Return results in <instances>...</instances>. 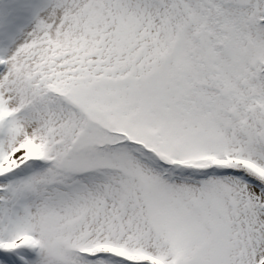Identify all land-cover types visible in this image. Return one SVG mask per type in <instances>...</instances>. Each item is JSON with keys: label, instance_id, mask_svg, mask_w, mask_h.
I'll return each mask as SVG.
<instances>
[{"label": "snow or ice", "instance_id": "obj_1", "mask_svg": "<svg viewBox=\"0 0 264 264\" xmlns=\"http://www.w3.org/2000/svg\"><path fill=\"white\" fill-rule=\"evenodd\" d=\"M0 264H264V0H0Z\"/></svg>", "mask_w": 264, "mask_h": 264}]
</instances>
